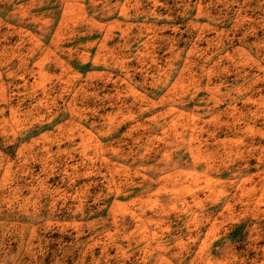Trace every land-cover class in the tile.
Segmentation results:
<instances>
[{
  "label": "rangeland",
  "instance_id": "obj_1",
  "mask_svg": "<svg viewBox=\"0 0 264 264\" xmlns=\"http://www.w3.org/2000/svg\"><path fill=\"white\" fill-rule=\"evenodd\" d=\"M0 264H264V0H0Z\"/></svg>",
  "mask_w": 264,
  "mask_h": 264
}]
</instances>
